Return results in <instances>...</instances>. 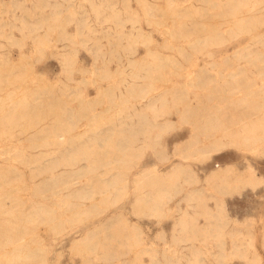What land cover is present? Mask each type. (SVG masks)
Listing matches in <instances>:
<instances>
[{
    "label": "bare ground",
    "instance_id": "1",
    "mask_svg": "<svg viewBox=\"0 0 264 264\" xmlns=\"http://www.w3.org/2000/svg\"><path fill=\"white\" fill-rule=\"evenodd\" d=\"M247 1L229 0L228 6L222 7L218 13L222 17L227 13H235ZM44 2L52 6L51 11H43L38 19L33 21L25 18L21 23L12 22L15 28L21 30L22 36L15 35L13 30L10 34L6 33V36L11 38V42H19L20 46L28 37L43 53L45 46L54 42L51 36L53 32L59 31L66 35L71 41L70 44L66 42L69 49L67 52L57 50L64 75L52 80L36 70L31 53L23 48L20 58L16 61H12L7 51H0V140L4 142L0 144V153H5V160L11 158L26 163L31 169L32 178L46 173L44 178L35 182L34 191L44 196L56 197L55 202L59 204L60 209L57 210L55 206L41 199H27L22 193L28 187L24 169L14 161L0 160V264H51L50 252L53 244L45 240L40 226H51L56 239L66 228L67 220L79 223L103 214L127 196L131 175L133 187L138 188L139 192L144 191L142 194L138 193L134 204H137L139 209L147 206L156 214L167 212L164 206L172 198L173 189L183 190L184 182L193 185L203 179L220 193L216 196V208L207 202L211 195L206 194V184L188 188L183 196L190 200L198 199L206 216L205 222L200 221L197 210L189 207L181 213L180 222L186 229L192 230L186 237L189 248L187 259L190 264L191 261L203 260V254L207 251L202 244L195 241L201 234H214L219 239L230 235L232 238L231 248L227 252L223 250L216 261L209 264H228L225 262V252L228 256H242L246 264H264L261 254L255 249L252 255H247L251 248L249 245L253 243L247 245L241 237L242 230L236 226L245 224L244 220L229 214L225 198L226 193L232 195L237 191L242 194L245 185L257 188L264 183V176L257 171L252 161L241 169H238L235 162L218 164L211 167L204 177L199 173L198 167L193 165L195 160L203 162L211 159L215 152L229 146L258 148L264 143V96L260 99L256 95L258 93L255 94V89L251 88L244 90L245 93L242 92L243 95H240L236 102L228 100L229 103L227 101L226 104L207 103L205 94L214 92L221 95L226 88L225 80L218 83V77L209 78L207 74L210 70L207 63L216 60H208L205 64L198 65L197 60H191L193 55L190 56L183 44H168L170 36H166V41L161 45L177 47L184 58L195 64L194 67L200 66L198 79L202 83L197 80L193 84L205 86L206 92L194 91L195 96H192L191 88L186 82H169L172 86L168 85L169 87L165 86L159 90L156 79L161 75L163 77L162 68L169 63H175L182 68L183 62L173 55L174 53L166 54L158 47L151 46L156 38L152 29H146L140 23V18L143 16L149 24L158 28L166 24L169 17L174 21L179 20L178 24H170L173 27L167 28L170 35L191 34L192 29H207L209 32L200 39L203 44L218 39L221 33L216 28H219V25L213 27L208 23L188 24L187 19L194 15L195 11L181 12L178 0H164V3L159 0H138L142 12L134 14V20L139 21L136 26L139 32L132 33L125 27L127 18L123 15L124 8L113 2L110 17L118 24L115 33L120 39H110L111 46L105 48V43L100 38H95L91 43L94 61L88 69L93 68L95 76L102 79L110 80L116 74H120L122 79L107 85L100 83L97 92L86 100L81 84L68 83L69 79L76 78L73 71L77 61L74 52L77 47L73 44L87 43L85 38L100 29L88 24L86 19H79L77 33L82 37L87 34V37L76 38L74 32L63 27V2ZM37 5L38 3H34V8L39 6ZM133 8L137 10L136 7ZM253 11H259L260 14L253 16ZM67 12L65 16L68 15V20L76 19L75 10L69 9ZM263 21L264 0H256L255 6L248 8L241 17L233 21L234 37H237L241 27L257 26ZM42 27L43 32L40 31ZM124 37H127V41H123ZM261 39L264 41L263 37ZM139 43L146 45V50L141 56L136 54ZM191 43L199 45L198 41ZM245 43L241 47L242 44L238 41L234 51L241 52L252 47L250 41ZM227 51L222 49L219 53L228 57ZM205 52L213 57L218 53L213 49H207ZM100 57L102 63L99 64ZM114 60H117L115 67L112 65ZM239 66L232 74L240 78L244 76L251 81L256 80L253 69ZM28 79L34 80L35 84L28 85ZM85 80V76L82 77V81ZM214 80L217 83L212 82ZM11 84L16 86L11 87ZM261 85L264 88V81ZM229 86L232 84H228ZM232 87L235 88L236 85ZM169 94L171 98L168 97ZM74 97L81 99L80 107L72 104ZM106 98L110 100V104L95 111V102H102ZM114 106L116 113L114 112L113 116L96 117L100 112L109 111ZM238 108L244 113L250 110L254 118L253 115H248L249 113L248 118L244 117ZM173 109L178 112L180 121L191 124V130L187 137L176 140L173 149L168 150L163 134L179 124L177 119L168 116ZM227 109L230 110L227 112ZM88 111L95 115L91 118L90 125L83 129L77 128L81 115ZM49 115H52V119L48 118ZM127 118L129 120H126ZM99 119L104 123L109 122V125L101 127ZM17 126L20 128L17 129ZM64 141L70 144H63ZM157 144H160L161 148H157ZM50 145L54 147L40 148ZM150 146L155 149L161 160L170 159L172 155H179L181 158L165 169L160 168L158 162L140 166L146 148ZM30 147L37 150L33 151ZM58 166L63 168L58 171ZM81 176H86V180L75 185L81 180ZM180 177H183V180ZM212 180L215 182L211 183ZM192 206H195L194 202ZM228 224L230 229L224 230L223 226ZM145 233L138 222H131L122 210H118L88 228L84 234L76 235L72 245L74 248L93 251L101 249L102 252L98 254L105 258L117 257L127 260L123 256L136 246H142L140 250L151 252L158 249L157 244L155 246L154 242L149 243L146 240ZM137 252L136 261L130 264H142L139 261L140 252ZM169 259L171 258L168 257ZM177 260L176 264H185L180 256Z\"/></svg>",
    "mask_w": 264,
    "mask_h": 264
},
{
    "label": "rangeland",
    "instance_id": "2",
    "mask_svg": "<svg viewBox=\"0 0 264 264\" xmlns=\"http://www.w3.org/2000/svg\"><path fill=\"white\" fill-rule=\"evenodd\" d=\"M59 1L67 3H63V27L66 30L74 32L73 35H75L76 38L87 37V34L85 37H82L77 33V22L79 19H86L88 24L100 29V31L85 38L87 40V43L74 42L73 44L77 47V49L74 51L76 53L77 61L75 63V70L73 71V74L76 78L72 80L69 79L68 83L81 84L84 87V97L87 100L90 96L94 95L97 92V87L100 83L107 85L109 83H115L116 81H120L122 79L120 74H116L115 77L110 80L102 79L99 76H95L93 68L91 70L88 69V67H91L93 65L94 61L93 47L91 46V43L95 38H100L105 43V48L111 46V44L109 43L110 39H120L117 33H115V28L118 27V24L116 23L115 19L110 17L113 12L112 3L117 2L116 5L124 8L123 10L125 11L123 15L127 18L125 27L130 29L132 33L139 32L138 28L136 27L139 24V21L134 20V14L142 12V7L138 0H129V3L128 0ZM159 1L161 3H164V0ZM228 1L229 0H178V2L180 3L181 12H185L187 10L195 11L194 15H190L187 19L188 24L201 25L202 23H208L213 27L219 25V28H216V30L221 33L218 36V39L215 42L210 41L206 44L201 43L200 39L205 37L207 32H209L207 29H192L193 32L191 34L176 33L170 35V33L167 31V28L170 29L171 27H173L171 25L178 24L179 20L174 21L173 18L169 17L166 21V24H163L158 28L156 25L149 24L143 16L140 18V23L145 26L146 29H152V32L156 38V40L151 43V46L158 47L159 49H161V51H163V53L166 54H170L169 52H171V54L174 53L173 55H176V57L181 59L183 62V69L180 68L179 65H175V63H169L164 68H162L161 72L163 74V77H161L162 75L160 74L161 76L159 77V79H156V84L159 90L163 89V87L165 88V86L169 87L168 85L172 86L169 82H179L180 84L186 82L190 86L188 87L191 88L190 95L195 96L194 91L198 90L206 92L205 86L198 85V83L193 84V82H197V80H199L200 83H202V81L198 79L200 66H198V68L197 65L196 67H194L195 64L193 65L191 60L193 58L194 60L198 61V65L199 63L202 65L205 64L208 60L215 59L216 61H213V63H207L210 68V70L207 71V74L209 78L211 76H213V78L218 77V83H223L222 81L225 80L224 82L226 88L221 95L214 92L208 95L205 94L204 99L207 101V103L226 104L228 100H235L236 102V100L238 101L239 97H241L240 95H243L245 93L244 90L251 88L255 89V94L258 93L256 94L258 95L257 97H260V99L263 98L264 88L261 84L264 81V41L261 39V37L264 38V21L260 22L257 26L241 27L237 37H234V30L232 29L233 21H235L236 18L241 17L248 8L255 6L256 0H248L245 4H243L244 6H242L240 10H237L235 13H227L225 17H222L218 12L222 7L228 6ZM191 2L192 4H190ZM34 3H38L39 6L37 5L38 7L34 8ZM133 6L136 7L137 10H135ZM69 9L75 10V20H68V15L65 16L68 13L67 11ZM51 10L52 6L48 4L46 5L44 0H0V29L2 30V34H0V51H7L9 57L13 59L12 61H16L21 56V48L27 50L28 53H31V59L33 58L34 60L35 69L42 72L52 80H56L60 75H64L62 73V62L58 51L67 52V50L69 49V47L66 45V42H69L70 44L71 41L66 35H63L59 31L53 32L51 36L53 37L54 42H49L45 46L43 53H41V51L37 49V47L34 45L33 40L28 37L25 38V40L23 41V45L20 46L21 44L19 42H11V38L8 35L6 36V33H12L11 30L14 31L15 35L22 36L21 30L15 28L12 25V22L21 23L25 18L33 21L38 19L43 11H46L45 13H47V11ZM259 14V11L252 12L253 16H258ZM85 29H87L86 25ZM40 31L43 32L44 28H40ZM166 36H170V40L168 41L169 45L173 43L178 46L183 44L188 49L187 51H189L188 53H190V56L193 55L191 57V60L184 58L177 47L172 48L169 46L167 47L166 45L162 46L161 43L164 44V41H166ZM123 41H127V37H124ZM191 41H198L199 45L195 46L191 43ZM238 41L241 42V47L246 44V41L247 43L250 41L252 43V47L249 50L235 52L234 49L236 48L235 46L236 44H238ZM137 46L138 47L136 50V54L138 56L143 55L144 51L146 50V45L144 43H139ZM207 49H213L218 53H216V56L214 57L210 56L205 52ZM222 49L223 51L228 50V57L222 56V54L219 53V51ZM100 63H102V57L99 58V64ZM112 65L115 67L117 65V60H114L112 62ZM239 65H243L245 68L253 69L255 71L254 76L256 80L254 81L256 82V84H254L255 82L249 80L248 78H246V80L244 76L240 78L237 75L232 74V71L236 67V69L240 67ZM221 72H224L225 74H222ZM84 76L87 80L82 81V77ZM165 76L168 77L165 78ZM35 77L36 76H34V78ZM219 80L221 82H219ZM215 81L216 80L212 82L217 83ZM28 82V85L35 84L34 80H30ZM228 84H232V86L236 85V87H228ZM10 86L14 87L16 85L11 84ZM168 97L171 98V94H169ZM72 104L80 107L81 99L74 97L72 100ZM109 104L110 100L108 98L104 99L102 102L97 101L95 102L94 110L98 111L104 109ZM244 108L246 109V106H244ZM110 109L106 112H100L98 116L96 115V117L103 118L106 115L113 116L116 108L114 106V108ZM238 109L241 110V112L243 111V107L242 109ZM238 109L237 111L239 112ZM229 110L227 109V112ZM242 113L245 115L244 117L247 116V113H249L248 115L250 116L253 115V113L250 114V110H248L247 113L246 111L245 113ZM168 116L177 119V122L179 123L163 134V140L168 144L167 149L172 150L176 140L185 138L190 134L191 124L188 122L180 121L176 109H173L168 114ZM93 117H95V115L91 111L82 114L81 118L78 120L77 128L83 129L89 126L91 118ZM248 117L249 116H247V118ZM48 118L52 119V115H49ZM126 120H129V118H127ZM99 125L101 127H105L109 125V122L104 123L102 119H99ZM16 128L18 129L20 128V126H17ZM3 143L4 142L0 140V144ZM63 144L67 145L70 143L64 141ZM52 147L54 146H41L40 148L50 149ZM157 148H161V145L157 144ZM30 149L33 151L37 150V148L31 147ZM221 151L215 152L214 157L211 159H207L203 162L200 160H195V162H193V165L196 168L198 167V171L203 177L206 175V172L209 171L210 168L215 166L217 163L235 162V164L238 166V169H241L244 168V166H246L249 161H252L257 167V171L264 176V143L260 144L258 148H237L236 146H229ZM3 155H5V153H0V160H2L3 162L14 161L18 166L24 169V176L28 183V187L24 189L22 193L25 197H27V199H41L55 206L57 210L60 209L59 204L55 202L56 197L50 195L44 196L42 193H36L34 191L35 182L44 178L46 173H41L32 178L31 169L26 163L18 159L8 158L5 160L3 158ZM180 158L181 156L179 155H172L170 159L161 160L158 154L155 153V149L150 146L146 148L144 158L139 165L142 166L143 164L146 165L158 162L160 168L165 169L168 168L175 160H178ZM196 162L198 165L196 164ZM62 168L63 166H58L56 170L60 171ZM80 178L81 180L75 185L82 184L86 180V176H81ZM180 179L183 180V177H180ZM214 182L215 180L211 181V183ZM179 183L180 182L178 180V184ZM202 184L207 185L206 194L211 195L210 198H208L207 202L212 207L216 208V196L220 195V193L216 188H214L213 185H210L209 183H206L205 180L201 179L199 182L193 185L184 182V188L181 191L176 188L173 189L172 198H170L164 206L167 209V212H165L164 214H156L153 213V211L147 206L139 209V206L137 204H134L138 193L142 194L144 191L139 192L138 188L133 187L134 184L131 175L129 185L130 191L128 192L127 196H125L124 199L120 201L121 203L118 202L117 204L112 205L105 212H103V214L79 223L67 220L66 228L56 239H54L55 233L51 226L45 224H42L40 226V232L45 240L48 243L50 242L53 244L50 252L51 264H130L136 261V254L138 253L137 251L140 252L139 261H141L142 264H176L178 261V256L182 258V261L185 264H190L187 259L189 255V248L186 244V237L189 235V233L192 232V230L189 228L186 229L180 222L181 213L185 208L189 207L192 210H197L196 214L199 216L200 221L205 222L206 216L203 214L204 207L200 205L198 199L190 200L183 196L186 194L188 188L192 186H201ZM133 188L135 190H133ZM145 189L147 190L148 188ZM230 194L231 193H226L225 195L228 212L230 215H235L244 220L245 224L236 226V228H240L242 230V233L240 235L247 243V245H249L251 242L253 243L252 245H249L251 248L247 252V255H252L253 250L255 249L256 252L261 254V259L264 262V183L260 184L257 188H253L250 185H245V189L242 194H239L237 191H235L232 195ZM192 202H194L195 206H192ZM118 210H122L130 218L131 222H138L141 225V227L146 232V240L149 243L154 242L153 244L155 246L157 244L158 249L156 251L151 252L150 250H140L142 246H136L126 256H123L127 258V260H124L117 257L105 258L102 255L98 254L99 252H102L101 249L93 251L89 249H79L73 247L72 241L76 235L84 234V232L88 228L101 222L107 217V215L115 213ZM223 229L229 230L230 224L224 225ZM195 241L202 244L207 249V251L203 254V260L197 262L191 261L192 264L213 263L214 261H216L217 256H219L223 252V250L227 252L232 246V238L230 235H226L224 239H219L215 237L214 234H209L207 236L201 234L195 239ZM226 252L225 262H227L228 264H246V261L242 256H228L226 255ZM168 257L171 258L169 259L170 261L168 260Z\"/></svg>",
    "mask_w": 264,
    "mask_h": 264
},
{
    "label": "crops",
    "instance_id": "3",
    "mask_svg": "<svg viewBox=\"0 0 264 264\" xmlns=\"http://www.w3.org/2000/svg\"><path fill=\"white\" fill-rule=\"evenodd\" d=\"M63 3H64V4H67L66 2H63ZM225 163H226V162H225ZM218 164H222V163H217L216 165H218ZM216 165H215V166H216Z\"/></svg>",
    "mask_w": 264,
    "mask_h": 264
}]
</instances>
